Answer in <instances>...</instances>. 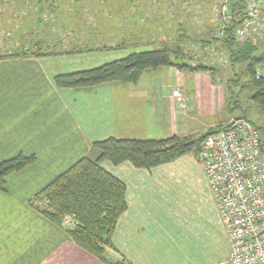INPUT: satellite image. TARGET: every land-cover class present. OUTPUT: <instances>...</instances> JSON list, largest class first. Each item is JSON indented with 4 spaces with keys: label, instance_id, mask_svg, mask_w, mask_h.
<instances>
[{
    "label": "crops",
    "instance_id": "1",
    "mask_svg": "<svg viewBox=\"0 0 264 264\" xmlns=\"http://www.w3.org/2000/svg\"><path fill=\"white\" fill-rule=\"evenodd\" d=\"M108 1L58 0L62 8L63 4H72L87 19L101 21L94 22L82 34L86 35L80 42L82 48L91 43L94 49L58 55L73 45L65 40L61 43V48H65L58 50V56L0 61V163L18 154L36 158L34 164L8 175L5 191H0V264H103L71 240L67 231L73 222L66 219L60 225L54 224L32 203L39 191L76 162L83 158L96 160L99 153L92 148L94 142L109 137H194L200 131L206 134L211 128L225 125L201 121L212 114L213 93L219 90L207 73L163 67L145 71L136 84L112 82L78 90L54 86L56 75L97 68L131 53L181 43L179 15L173 32L164 28L172 32L169 36L155 27L153 35L144 37L146 26L158 21L151 20L145 11L141 17L130 11L119 17L109 11L101 12V6ZM46 2L55 0H45L43 7ZM107 22H111L109 28H102ZM65 68L68 70H62ZM175 89H180L187 99L185 109L175 103ZM186 160L183 156L150 170L136 169L127 162L116 166L109 161L101 163L126 186L127 209L117 220L111 241L131 264H191L189 254L195 246L176 235L175 223L156 194L165 171ZM206 224L210 226L206 229L207 238L221 253V237L215 229L218 225Z\"/></svg>",
    "mask_w": 264,
    "mask_h": 264
},
{
    "label": "rangeland",
    "instance_id": "2",
    "mask_svg": "<svg viewBox=\"0 0 264 264\" xmlns=\"http://www.w3.org/2000/svg\"><path fill=\"white\" fill-rule=\"evenodd\" d=\"M18 1L20 0H0V57L20 52L45 56L71 55L95 48L94 46L91 48V43L88 48H82L80 42L86 38V35H82L83 32L92 28L94 22L101 21L93 22L92 18V20L87 19L89 17L81 14L79 9L72 8V4H63L62 8L58 0L52 2L51 6L46 2L44 7L45 0H33L31 5L24 8L22 5H16ZM66 10L69 12L66 13ZM83 10L85 12L86 9ZM211 10L210 0H117V3L109 0L101 6V12L109 11L118 17L125 11L134 12L138 17H141L143 11L149 12L151 20L158 22L146 26L144 37L153 35L155 27L164 30L165 35L169 36L171 31L164 28L173 32L176 28L174 23L179 15L180 34L183 36L181 39H184L185 35L187 39L178 44L186 51L185 60L180 62L193 66L203 63L210 67L211 74L202 73H207L213 85L219 89L217 94L216 91L213 93L212 101L210 100L212 114L204 116L201 121L220 122L226 125L233 119L245 118L257 127L258 135L264 142V105L256 103L251 98L255 90L249 83L250 75L245 72V66L240 64L232 67L228 53L221 48L220 42L213 41L214 21ZM184 19H189L190 23H185ZM110 23L102 25V28H109ZM65 40L72 42L73 45L61 48V43ZM259 42L262 45H259L261 49H264V42ZM61 49L63 52L57 55L58 50ZM261 49L257 55L262 51ZM230 108L234 110L230 111ZM222 126L224 125L211 128L207 133ZM204 132V130L200 131L192 137L201 140L200 145L202 137L207 134H203ZM200 145L197 154L194 152L187 154L185 162L165 171L166 174L158 181L156 194L157 199L162 202L165 209H168L169 218L175 223L176 235L195 246L191 248L189 254L191 264H220L219 262L228 252L229 245L225 238V228L198 163ZM206 202L211 203V206ZM32 203L35 206L41 205L35 200ZM207 222L212 226L213 223L218 225L215 229L219 231L221 237V253L213 248L212 240L207 238L206 229H210ZM107 254L111 259H115L113 252L108 251Z\"/></svg>",
    "mask_w": 264,
    "mask_h": 264
},
{
    "label": "trees",
    "instance_id": "3",
    "mask_svg": "<svg viewBox=\"0 0 264 264\" xmlns=\"http://www.w3.org/2000/svg\"><path fill=\"white\" fill-rule=\"evenodd\" d=\"M32 1L20 0L16 5H22L24 8L31 5ZM242 9L243 4L240 0H231L232 17L225 29V37L215 39L212 35V39L220 42L221 48L228 53V60L232 67L240 64L245 66V72L250 75L249 83L255 90L251 98L256 103L264 105V81L254 79V68L264 63V49H261L262 45L254 38H248L242 43L236 42L234 38L235 29L241 23L239 14ZM214 30L215 25L213 32ZM181 38H183L182 35L179 37L181 42L187 40L185 36L184 39ZM260 49L262 51L257 55ZM185 55V49L179 46L131 53L123 59L97 68L56 75L53 78V84L59 89L76 90L112 82L136 84L145 71L163 67H174L187 73L209 72L211 74L212 69L203 63H197L194 66L181 63L180 61L185 60ZM29 56L45 55H29L26 52H20L1 56L0 61ZM229 110L233 111L234 108ZM215 130L209 131L205 136ZM200 141L190 136H171L161 140L109 137L94 142L92 148L99 153L96 160L87 158L79 160L39 191L32 201L41 203L35 207L36 210L52 223L60 225L68 218L74 222L75 225L67 231L71 240L103 264H131L116 250L111 241L117 220L127 209L126 186L119 178L105 170L101 163L109 161L116 166L127 162L136 169L150 170L173 163L191 152L197 154ZM35 161V156L23 154L2 161L0 191H5V180L8 175L22 171ZM108 251L116 255L115 259L110 258Z\"/></svg>",
    "mask_w": 264,
    "mask_h": 264
},
{
    "label": "built area",
    "instance_id": "4",
    "mask_svg": "<svg viewBox=\"0 0 264 264\" xmlns=\"http://www.w3.org/2000/svg\"><path fill=\"white\" fill-rule=\"evenodd\" d=\"M210 1L213 37L222 39L231 22V0ZM240 1L235 41L264 42V0ZM254 79L264 81V63L254 68ZM172 97L179 108L187 107L180 89ZM198 163L226 231L229 251L220 264H264V142L256 127L238 118L211 132L201 142Z\"/></svg>",
    "mask_w": 264,
    "mask_h": 264
},
{
    "label": "water",
    "instance_id": "5",
    "mask_svg": "<svg viewBox=\"0 0 264 264\" xmlns=\"http://www.w3.org/2000/svg\"><path fill=\"white\" fill-rule=\"evenodd\" d=\"M236 119H238V118H236Z\"/></svg>",
    "mask_w": 264,
    "mask_h": 264
}]
</instances>
